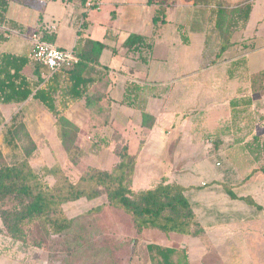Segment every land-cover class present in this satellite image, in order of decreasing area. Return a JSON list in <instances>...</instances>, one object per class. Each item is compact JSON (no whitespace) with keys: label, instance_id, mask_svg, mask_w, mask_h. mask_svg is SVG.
Returning a JSON list of instances; mask_svg holds the SVG:
<instances>
[{"label":"crops","instance_id":"crops-1","mask_svg":"<svg viewBox=\"0 0 264 264\" xmlns=\"http://www.w3.org/2000/svg\"><path fill=\"white\" fill-rule=\"evenodd\" d=\"M33 1L44 2L45 9L39 13L36 25L29 29L9 13L11 8L9 2L6 18L16 22L17 28L0 25V28L10 32L7 34L5 32V39L0 40V53L28 54L32 47L31 35L34 31L41 29L48 35L54 36L58 31V21L60 22L66 14L76 13L79 14V27L84 21L86 28L85 30L79 28L81 36L104 44L98 57V64H89L87 72L83 74L85 78L92 79L85 87V94L90 96L98 92L104 94L98 101L90 99L86 105L84 97L73 98L68 90L72 82L60 70L55 72L57 74L48 72L47 76L42 71V76L45 77L44 86H52L55 90L53 97L57 108L64 117L78 127L75 144L81 149L80 164L110 169L118 159L111 151V145L106 143L112 133L115 130L119 131L127 141L129 133L142 135L141 148L138 149V146L135 152H131L137 154L132 186L149 187L160 176L166 174L152 176L149 171L151 168L145 163L140 169L136 167L146 139L154 136L152 130L159 129L161 122L165 121L171 122L178 133L176 140L166 145L175 164V169L170 176H167L186 187L185 196L191 203L204 232L197 237L145 229L137 235L131 222L129 264H149L147 243L185 248L189 260L190 253H197L200 258L209 252L219 255L223 253L228 257L224 259L225 264H233V256H236L233 253L242 255L243 250L248 253L249 244L253 243L251 238H259L263 243L264 178L259 176L258 181L250 184L252 176L259 175V171H254L248 179L240 182L256 167L254 165L247 167L248 172L244 173L242 178L238 180L236 176L232 178L231 169L228 167L229 155L232 152L226 147L229 146L227 141L233 140L237 143V147L233 148L234 153L240 158L246 157L249 148L244 146L241 149L240 146L250 138L261 135L260 129L254 127L257 122L254 123L250 119L247 110L252 109L256 100H259L264 107V92L257 97L252 96L249 87V75L264 67V61L261 66L256 67L257 63L251 61L250 52L259 48L264 55V41L258 42L254 33L253 37L244 35L246 22L239 34L240 38L235 31L232 36L233 45L214 61L219 38L215 27L214 30L207 28L205 13L209 10L191 1L176 0L174 4L165 8L164 14L159 15L156 23L153 22V16L158 6L148 5L145 0H96L98 9L88 8L83 20L80 17L81 8L77 3H66L63 0ZM52 3L57 6L50 7ZM104 4L107 5L110 13L97 16L96 13L101 11ZM256 30L257 28L254 31ZM77 31L76 36L71 32V38L54 45L63 49L64 47L73 49L78 38ZM130 33L144 36L147 47L141 50H128L124 47L122 44ZM244 39L247 40L240 42ZM74 81L76 82L75 78ZM128 81L142 87L144 109L154 117L151 128L141 125L139 109L121 103L124 87ZM73 88L79 90L81 87ZM247 97L252 98V104L245 107L243 99ZM231 99H235L237 104L234 107L237 112L234 118L230 106ZM23 104H36V107H41L48 117L47 127L44 122L39 121L38 125L44 131L40 138L43 136L45 147L51 156V163L57 160L61 164L66 159V153L57 139L53 114L31 96L21 103ZM212 108L215 112L211 117L208 110ZM27 130L37 144L36 153L40 154L38 139L29 128ZM165 132L167 135L172 134L169 128L165 129ZM182 138L196 142L194 145L197 147L201 142L207 155L217 153L226 157L227 162H221L225 164L221 168L222 165L213 160L214 167L220 168L217 170L211 164L208 165L210 168L208 170L206 167L195 169L192 164L186 163L187 153H181L179 150L178 141ZM93 146L100 150V157H91ZM189 146L192 144L188 143L187 148ZM192 147L189 150H193ZM109 153L114 155L116 160L113 159L109 167H103ZM45 162L50 164L48 161ZM199 172H202L204 177ZM225 185L231 186V190L238 197L250 196L260 207L250 205L240 198H231L225 190ZM238 187L245 189L239 193L236 191ZM259 189H262L263 193H260ZM102 202H105V197L102 200L101 197L89 201L80 199L64 204V209L71 217ZM111 209L113 208L105 206L100 212L85 215V218L96 220L103 211L107 210L102 220L111 221L116 230L120 231L119 218L111 213L114 212ZM3 237L9 239L4 234H0V239ZM136 237L137 242L133 243L135 241L132 240Z\"/></svg>","mask_w":264,"mask_h":264},{"label":"trees","instance_id":"trees-1","mask_svg":"<svg viewBox=\"0 0 264 264\" xmlns=\"http://www.w3.org/2000/svg\"><path fill=\"white\" fill-rule=\"evenodd\" d=\"M11 0H0V25L17 28L16 22L6 18L8 4ZM24 4L25 0H15ZM89 0H63L66 3H77L81 8L80 17H86ZM148 5H157L153 22L156 23L165 8L176 0H145ZM195 5L215 6L214 27L219 38V45L214 61L233 45L232 36L237 21L243 25L248 20L252 5L244 2L241 7L225 6L220 0H185ZM84 27V21L80 24ZM41 28V27H40ZM42 40L52 42L53 35L37 30ZM77 42L73 51L79 61L71 68L60 70L72 82L69 93L73 98H85L88 105L90 99L98 101L103 93L85 94V87L92 81L85 78L89 64H98V57L104 48L101 41L81 36L77 31ZM5 36L0 33V40ZM128 50H141L147 47L145 37L130 33L123 44ZM32 60L28 54L0 53V103H22L29 96L38 100L54 116V129L57 139L66 153V164L57 160L48 164L43 161L36 169L31 159L37 150V144L31 137L23 122L11 125L6 131V142L11 145L15 139L21 141L23 158L13 163L4 160L0 151V234L9 239L27 243L30 226L38 224L47 232L62 235L71 243V257L76 264H115L111 257L116 244L127 246L131 258V237L120 238L112 246L98 245V232L95 218L86 217L98 213L103 207L121 210L129 215L132 226L137 235L145 229L159 230L165 234L177 233L187 236H201L204 232L197 220L191 203L185 196L186 187L167 175L160 176L149 187L134 188L132 177L137 162V154H131L127 139L119 132L114 131L106 142L111 145V151L117 156L116 163L110 169H102L93 165L80 166L81 149L75 144L78 127L64 117L55 104L52 86H44L43 69L48 70L40 63H35L32 74L25 75V68ZM57 74V73H54ZM76 79V82L74 81ZM73 85V86H72ZM74 86H80L75 90ZM249 87L252 96H259L264 92V67L249 75ZM121 103L137 108L141 111V125L151 128L154 117L144 109L145 100L142 87L128 81L124 87ZM252 104V98L243 99L245 107ZM236 100H230L232 117L236 115ZM245 111V110H244ZM248 112V110H247ZM248 114V113H247ZM255 137V136H254ZM244 145L251 149L249 142ZM142 146L140 142L139 148ZM258 170L264 171V168ZM251 170L240 182L245 181L254 173ZM239 182V183H240ZM103 191L105 202L89 207L76 216H68L64 204L80 199L87 201L99 196ZM225 190L231 198H240L257 208L260 206L250 196L238 197L225 185ZM135 241V242H133ZM137 242V237L132 240ZM40 249V242L33 244ZM112 248V249H110ZM149 264H190L187 250L182 247L164 246L157 243L146 244ZM49 261V260H48ZM50 264V263H48Z\"/></svg>","mask_w":264,"mask_h":264},{"label":"rangeland","instance_id":"rangeland-1","mask_svg":"<svg viewBox=\"0 0 264 264\" xmlns=\"http://www.w3.org/2000/svg\"><path fill=\"white\" fill-rule=\"evenodd\" d=\"M185 1V0H184ZM250 2L252 5V11L248 20L246 21V31H244V35H250L253 37V33L257 35L258 42L264 41V0H220L225 6L232 7H241L244 2ZM10 10L9 13L15 16L27 29L29 27H34L38 21L39 13L45 9V3L42 1H33V0H25L24 4H19L15 0L10 1ZM54 8L57 4L52 3L50 7ZM202 7V5H199ZM209 12L205 13L207 28L210 30H214L213 20L215 14V6H204ZM205 9V10H206ZM54 10V9H53ZM109 12V9L106 4L102 6L101 11H99L97 16H105ZM79 14L76 13L74 15L66 14L61 18V21H58V31L54 34L53 44L56 43L59 45L60 41H67L69 37L71 38V32H74L76 36V31L81 28L85 30L86 28L80 26L79 27ZM34 25V26H33ZM23 26V27H24ZM126 26V25H124ZM243 28L242 21H237L235 31H237V36L240 38L239 34H241V29ZM257 28L256 32L254 31ZM10 33L9 31L0 28V33L5 36V33ZM70 33V34H69ZM73 38V37H72ZM242 39V38H241ZM248 39V38H247ZM247 39L241 40L240 42L246 41ZM56 41V42H55ZM257 45H259L257 43ZM64 49H71L70 47ZM251 61L257 63L256 67L261 66L264 61V55L259 48H256L254 51L250 52ZM35 66L33 61L25 68V74L32 76V71ZM45 76L48 74V70L43 69ZM35 78V77H34ZM177 98V97H176ZM263 108V110H261ZM45 110V108H44ZM208 110L211 117L213 116L215 111ZM41 107H36V104H23L21 103H9L2 104L0 103V151L3 155V158L8 163H13L23 158V153L21 149V141L15 139V141L9 145L6 138V131L8 128L15 124L18 125L19 122H23L25 127L29 128L30 132L38 139L41 147L40 154L34 153L31 159L33 166L37 169L43 161L52 162L51 156L45 147V143L42 138H40L41 134L44 132L40 129L39 121L44 122L45 127L49 123L48 117L43 113ZM248 116L252 121L257 122V125L254 127H258L260 129L261 135H256L255 137L250 138L247 142H249L251 149L249 148V152L246 154V157L237 156L233 148L237 147V143L233 140H228L226 147L230 150L231 155H229V165L228 167L231 169L232 178L236 176V180L242 178L247 173V167H251L252 165L256 166L255 171H259V175H253L251 182L258 181V177L264 178V171L258 170L259 168H264V107H262L259 100L254 102V106L252 109L248 110ZM253 127V126H252ZM172 130V134L167 135L165 129ZM46 130V129H44ZM154 136H150L146 139L144 147L139 155L137 168L145 163L148 164L151 168L149 171L153 176H158L160 174L171 175L172 171L175 169V164L172 161L171 156L169 155V151L167 150L168 144L174 142L176 140V135L178 134L175 126L171 122L165 121L161 122L159 129H154L151 132ZM128 143L130 152H135L139 146L140 139L143 138L142 135H134L131 133L128 134ZM180 152L187 153L186 163H190L196 169H210L208 167L211 164L214 167V162L218 161L227 162L226 157L219 156L217 153H213L212 155H207L204 152V145L201 142L198 143V147L194 144L196 142L186 141L185 138H182L178 141ZM191 143L192 146L187 148V144ZM93 144V143H92ZM94 145V144H93ZM247 145H241L240 148ZM193 148V150H189ZM58 152V151H57ZM59 153V152H58ZM57 153V154H58ZM100 150L97 147L92 148V156L91 157H100ZM60 156V154H59ZM87 158V157H86ZM107 160H104L103 167H109L113 159L116 160L114 155L110 154L106 156ZM65 167L66 159L61 163ZM85 163L80 164L81 167H84ZM221 168L225 164H221ZM210 166V165H209ZM216 170L220 169L218 167H214ZM235 173H234V172ZM201 176L204 177L202 172H199ZM234 180V179H233ZM245 187L236 188V191L242 193ZM260 193H263L262 189H259ZM103 191L100 190V194L98 197H101V200L104 198ZM119 218V224H121L120 231L116 230L112 225L111 221H107L106 219L102 220V216L107 213V210L103 211L101 216L97 217V234H98V245L109 244L112 246L115 241L119 238H129L131 235L130 226L131 221L129 215L122 212L118 209H111ZM109 212V211H108ZM110 214V213H109ZM120 227V225H119ZM27 243L16 242L11 239H7L3 237L0 239V264H76L75 259L71 257V243L65 239L62 235H54L38 224H33L30 226L29 234H28ZM253 239V243L249 244V252L243 250L242 255L240 253H233L236 256H233V264H264V242L262 243L259 238H251ZM264 239V237H263ZM36 240L40 242V249L35 247L33 244ZM184 240V239H183ZM257 240V245H256ZM252 242V241H251ZM112 249V248H110ZM260 249L263 251H260ZM259 252H258V251ZM129 251L127 246L124 243L116 244L113 252L111 253V257L115 261V264H129ZM190 256V264H225L224 259L228 258L226 254H215L213 252H209L206 256L200 258L199 254H189ZM254 259V261H252ZM256 259V260H255ZM49 260V261H48ZM237 260V261H236ZM229 264V263H227Z\"/></svg>","mask_w":264,"mask_h":264},{"label":"built area","instance_id":"built-area-1","mask_svg":"<svg viewBox=\"0 0 264 264\" xmlns=\"http://www.w3.org/2000/svg\"><path fill=\"white\" fill-rule=\"evenodd\" d=\"M86 7L98 9L99 6L96 0H89L86 2ZM31 38L33 43L28 58L43 65L50 73L71 68L79 61L73 49L59 48L52 42L40 39L37 30L32 33Z\"/></svg>","mask_w":264,"mask_h":264}]
</instances>
